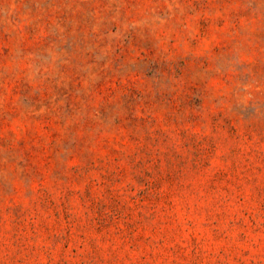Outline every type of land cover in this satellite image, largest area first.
Wrapping results in <instances>:
<instances>
[{
  "label": "rangeland",
  "instance_id": "obj_1",
  "mask_svg": "<svg viewBox=\"0 0 264 264\" xmlns=\"http://www.w3.org/2000/svg\"><path fill=\"white\" fill-rule=\"evenodd\" d=\"M0 264H264V0H0Z\"/></svg>",
  "mask_w": 264,
  "mask_h": 264
}]
</instances>
